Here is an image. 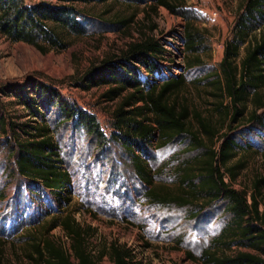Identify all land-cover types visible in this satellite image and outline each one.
Returning a JSON list of instances; mask_svg holds the SVG:
<instances>
[{"label":"rangeland","instance_id":"1","mask_svg":"<svg viewBox=\"0 0 264 264\" xmlns=\"http://www.w3.org/2000/svg\"><path fill=\"white\" fill-rule=\"evenodd\" d=\"M243 2L184 0L178 13L164 6L151 8L154 0L78 2L77 7L84 13L79 18L85 31L66 33L65 46L45 52L32 43L12 40L0 32V240L4 264H32L27 253L33 250V241L43 235H51L67 245L69 239L60 224L67 214L88 228V246L94 252L115 241L131 248L134 264H211L201 255L202 249L210 245L211 238L229 219L226 203L214 201L205 205L198 196L193 204L179 205L152 198L148 192L150 185L137 177L131 153L123 148L113 126L112 110L121 95L107 99L102 94L110 83L85 88L81 77L104 59L121 54L129 42L140 39L144 33L154 36L165 51L156 58L158 67L154 72H146L142 65L136 64L139 78L147 85L183 74L180 100L186 96L219 127L214 144L207 138L203 142L218 145L224 139L223 134L237 140L236 153L229 162L241 160L243 166L231 185L248 188L256 175H264V107L257 110L259 121L249 120L253 104L248 98L244 116L229 126L225 108L216 109L219 97L211 93L215 87L210 82L219 72L224 43L233 34ZM188 19L204 34L203 43L192 54L186 50L184 39ZM263 35L264 15H259L250 24L247 38L254 40ZM244 50L243 44L237 62ZM195 55L199 62L188 65L195 62ZM42 84L54 88L64 104L92 113L98 132L77 124L74 110L65 116L55 104L40 97L37 88ZM18 88L36 96L62 164L69 172L61 196L42 186L40 181L19 175L15 168L9 121L37 119L20 103L16 95ZM260 92L264 97V87ZM223 103H228V99L224 98ZM203 151L202 146L184 134L165 145H147L146 162L153 187L163 194L182 192L180 166L192 163ZM263 208L264 187L260 203V209ZM225 249L232 254L236 246ZM99 264H111L107 253Z\"/></svg>","mask_w":264,"mask_h":264},{"label":"trees","instance_id":"2","mask_svg":"<svg viewBox=\"0 0 264 264\" xmlns=\"http://www.w3.org/2000/svg\"><path fill=\"white\" fill-rule=\"evenodd\" d=\"M59 1L61 3L0 0V32L12 40L32 43L42 52L65 46L66 33L81 34L85 31L84 22L79 18L84 13L76 3L91 0ZM182 1L154 0L150 7L164 6L170 12L178 13ZM259 15H264V0H244L233 34L224 43L219 72L210 80L215 87L211 93L219 97L216 109L225 108L223 112L229 116V126L232 121L244 116L248 98L253 104L248 119H261L257 110L264 107V97L260 92L264 87V35L254 40L247 38L250 24ZM203 35L188 19L184 27L186 50L196 53L203 43ZM243 44L245 50L237 62L236 57ZM164 51L154 36L144 33L140 39L129 42L118 56L108 57L100 65L90 68L81 81L85 88L110 83L111 86L102 94L107 99L121 95L112 110L113 126L118 130L119 142L131 153L137 177L145 185H150L148 192L152 198L159 197L184 205L197 202L199 196L205 205L214 201L226 203L230 217L211 238L210 245L202 249L201 255L211 264H264V208L260 209L264 175H256L248 188L231 185L243 166L241 160L229 162L236 153L237 140L223 134L224 139L218 145L203 142V138H207L214 144L219 127L186 96L180 100L179 90L184 82L182 73L143 84L136 64L142 65L146 72H154L158 67L156 58L162 57ZM194 57L195 62L190 61L188 65L199 62V57ZM23 90L18 88L16 95L37 119L19 123L9 121L15 168L19 175L38 180L42 186L61 196L69 181V172L62 164L57 143L42 116L36 96ZM37 92L48 103L55 104L65 116L74 110L77 124L98 132L92 113L64 104L50 85H40ZM224 98L228 99V103H223ZM182 134L202 146L204 151L192 163L180 166L182 192L165 191L163 194L152 185L146 146L165 145ZM226 175L229 180H226ZM184 185L187 187L183 188ZM60 224L69 239L67 245L51 235H43L33 241V250L27 253L32 264H99L104 253L108 254L111 264H134L131 248L115 241L97 252L91 250L87 239L88 228L70 214L64 215ZM233 245L236 246L234 252L227 253L225 248ZM0 264H4L1 240Z\"/></svg>","mask_w":264,"mask_h":264}]
</instances>
